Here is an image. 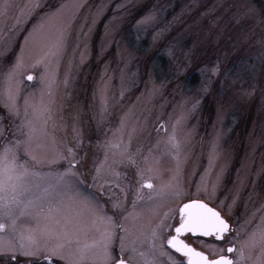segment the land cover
Here are the masks:
<instances>
[{
	"label": "rangeland",
	"instance_id": "obj_1",
	"mask_svg": "<svg viewBox=\"0 0 264 264\" xmlns=\"http://www.w3.org/2000/svg\"><path fill=\"white\" fill-rule=\"evenodd\" d=\"M256 1L11 0L0 16V145L19 136L27 115L39 142L35 161L22 157L40 173L33 193L67 167L56 160L66 146L75 148L83 181L63 195L50 227L80 247L98 239L97 202L111 215L93 192L98 183L109 194L112 160L105 163L104 147L96 154L94 144L122 138L138 156L160 158L157 186L174 197L159 199L158 208L187 193L208 202L221 197L230 209L241 205L244 240L256 230L264 221V16ZM18 58L22 66L9 83ZM10 87L18 111L8 106ZM44 107L51 108L46 125L33 113ZM173 132L178 152L167 144ZM102 164L107 183L93 181ZM140 234L130 238L136 247ZM74 259L98 264L91 253Z\"/></svg>",
	"mask_w": 264,
	"mask_h": 264
},
{
	"label": "snow or ice",
	"instance_id": "obj_2",
	"mask_svg": "<svg viewBox=\"0 0 264 264\" xmlns=\"http://www.w3.org/2000/svg\"><path fill=\"white\" fill-rule=\"evenodd\" d=\"M38 6V5H35ZM12 7L11 0H0V16L6 15ZM22 61L18 58L12 70L7 73L9 83L14 79L16 72L21 68ZM26 79L32 81L34 77L27 75ZM41 80L48 85V77L41 76ZM18 92V89H17ZM51 95V93H49ZM9 107L18 111L16 107V96L11 87L8 94ZM25 113L27 114V101H25ZM33 113L41 118L46 125L51 117V108H33ZM178 123V122H177ZM160 128L167 133L163 125ZM19 136L12 140H5L0 145V214L7 216L9 223L5 224L0 220V256H9L16 260L17 256L28 259L25 264H75V257H83L91 253L98 258V264H132L135 259L137 248L135 241L126 243L129 238L128 229L118 220L109 216L102 206L97 202L94 210L96 230L99 233L98 239L90 244L80 247L79 240L68 237L66 232H60L47 223L55 220V213L62 197L68 192H77L83 181L78 175L76 167L79 162L76 158L75 148L66 146L65 150L57 154L56 160H63L67 167L62 172L50 173L51 179L43 187L41 193H33L34 188H40L39 183H34L33 178L40 176L34 165L29 166L28 159L35 161L33 150L39 147L35 139L36 128L33 120L27 119L19 126ZM168 146L179 151L180 144L174 132L167 136ZM105 149V163L111 158L112 163L106 169V175L112 178L113 183L120 187L127 199L128 191L133 194L132 211L128 212L120 203H114L113 208L127 212L123 219L129 220L135 215L137 201H148L153 199L154 183L158 177V170L155 165L160 163L158 156L139 155L130 149V143H124L123 139L107 141L103 145ZM54 160L53 162H56ZM102 164L96 169L93 181L100 180L107 183L105 174H102ZM134 169L133 178L135 185L121 186L120 180L126 173L121 169ZM82 175V174H81ZM173 187V185H169ZM145 189L148 191L145 192ZM33 193L25 201L24 197ZM179 188H176V195H180ZM141 207L145 205H140ZM20 208L19 214L12 212L13 208ZM31 209V211H29ZM22 216L29 219L18 225ZM29 220L34 221L32 223ZM172 231L170 225H162ZM9 229L11 233H9ZM117 230L120 235L117 236ZM174 235L165 237L168 248L179 253L183 258V264H264V221L252 231L239 247L236 246L238 237L230 227L229 222L220 212L209 207L201 200H190L184 203L179 209L178 226L174 228ZM155 237V233L153 234ZM182 237H187L184 239ZM191 238H197L202 245V250L193 246ZM118 240V250L116 241ZM163 244L161 248H163ZM153 248L155 241L153 240ZM127 250V254H126ZM161 254H164L163 252ZM144 256V252H139ZM171 259V257H169ZM2 264V262H0ZM148 264V262H146ZM173 264H176L174 261Z\"/></svg>",
	"mask_w": 264,
	"mask_h": 264
},
{
	"label": "flooded vegetation",
	"instance_id": "obj_3",
	"mask_svg": "<svg viewBox=\"0 0 264 264\" xmlns=\"http://www.w3.org/2000/svg\"><path fill=\"white\" fill-rule=\"evenodd\" d=\"M104 144L105 141L103 139L95 142L94 150L96 154L101 153ZM82 157L83 156H81L80 158L82 159ZM97 160H101V155L98 156ZM155 167L157 169V165H155ZM80 170H82L81 174L84 177L83 168H81ZM121 171L122 173H126V175L122 176L120 180L121 186L129 184V182L134 186V169H121ZM111 181L112 178H110V184L108 185V187L110 188V192L108 195L102 193L100 190H102L101 187L103 186H101V184L98 185V183L95 184V182H93V184H95L97 187H94L96 191H94L93 193L95 197H99L101 199L102 204H104L105 208L113 217V219L120 221L124 224L125 228L128 229L129 238L126 243L131 242L130 238L132 237L133 232L136 233L137 238L140 232H143L142 234L145 236V238L143 237V240L141 242L143 244H141L142 246L137 244V252L134 254L135 259H133L132 264H146V262H148V264H173L174 261L176 262V264H183L184 258L179 253H176L174 252V250L168 248L164 238L170 237L175 234L174 228L178 226L179 209L183 206L184 203H187L190 200H201L204 203L208 204L209 207H212L214 210L220 212V214L229 222L230 227L234 230L236 236L238 237V241L236 244L237 247H239L244 241V234L242 229L243 209L241 208V205L232 207V209H230L225 203L222 204L221 197L215 198L208 202L204 199V197H194L193 194L187 193L180 198L177 204L169 205L164 209H162V207L158 208L155 204L159 201V199H162V197L166 198V196H168L169 198H172L174 196L173 193L164 194L163 189L157 186V178H155L153 180L155 189L153 199L151 201H148L146 198L144 201H137L135 215L129 220L125 221L123 217L127 214V212H121L113 208V204L114 202L120 203L124 208L127 209L128 212H130L132 211V201L134 198L133 194L131 191H128L127 199H125V193L121 191L120 187L117 188L116 183H113ZM147 191L148 190L145 189V192ZM225 194L226 192L223 193V195ZM140 205L145 206L141 207ZM146 218L147 220H145ZM142 221H144L142 223L144 225H140ZM162 225H170L172 227V231H169L168 227H162ZM135 229L136 231H134ZM154 233L155 237L153 236ZM119 235L120 231L117 230V236ZM182 238L188 239L187 237ZM191 239L193 241V246L202 250V245L199 243L198 239ZM153 240L155 241V248H153ZM162 244L164 245L163 248H161ZM116 246L118 250V240L116 241ZM139 252H144L145 255L140 256ZM162 252L164 254H161ZM169 257H171V259H169ZM28 259L32 258L20 259L17 257L16 260H6L3 258L2 263L5 262L4 264H25V261ZM54 264H59V262L54 261Z\"/></svg>",
	"mask_w": 264,
	"mask_h": 264
},
{
	"label": "trees",
	"instance_id": "obj_4",
	"mask_svg": "<svg viewBox=\"0 0 264 264\" xmlns=\"http://www.w3.org/2000/svg\"><path fill=\"white\" fill-rule=\"evenodd\" d=\"M259 1V0H258ZM258 1H256L257 2V4H256V7L258 8V12H259V14L261 15V16H264V3H262V2H258Z\"/></svg>",
	"mask_w": 264,
	"mask_h": 264
}]
</instances>
